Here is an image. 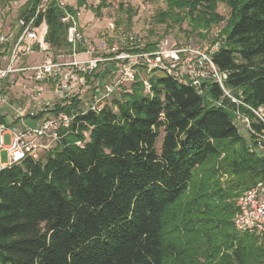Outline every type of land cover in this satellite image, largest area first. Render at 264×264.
Wrapping results in <instances>:
<instances>
[{
	"label": "trees",
	"instance_id": "trees-1",
	"mask_svg": "<svg viewBox=\"0 0 264 264\" xmlns=\"http://www.w3.org/2000/svg\"><path fill=\"white\" fill-rule=\"evenodd\" d=\"M40 2L28 0L23 15ZM165 5L155 22L187 23L186 34L205 37L200 30L225 22L212 54L229 72L224 85L205 79L200 93L153 70L149 90L136 73L99 109L76 95L56 105L72 117L59 140L39 159L0 170V264H264V235L240 234L233 223L236 198L264 182V0ZM107 6L100 0L90 9L102 15ZM63 12L52 0L36 18L46 20L53 48H71ZM239 114L250 119L247 137ZM11 116L0 107V124Z\"/></svg>",
	"mask_w": 264,
	"mask_h": 264
},
{
	"label": "built area",
	"instance_id": "built-area-1",
	"mask_svg": "<svg viewBox=\"0 0 264 264\" xmlns=\"http://www.w3.org/2000/svg\"><path fill=\"white\" fill-rule=\"evenodd\" d=\"M41 0L36 12L30 18L22 15L18 19V34L10 36L13 39L10 55L6 62L0 65V107L7 108L11 113V123L0 124V153L2 150L7 152V160L2 161L0 155V170L6 166H11L26 157L39 159L40 156L50 149L54 143L59 140V129L62 126H68L72 117L65 112H54L56 105L64 104L70 101L73 96L84 99L87 89V75L96 71L101 59L89 58L82 61L77 58V47L80 44L86 45L87 38L81 30L80 11L76 13L67 9L68 4L65 0H57L60 8L63 9L61 21L67 25V42L71 46L72 58L69 61H59L53 58H47L41 64L23 65L20 56H27L38 50H49L50 44L46 40L48 25L46 20L37 25L36 18L40 12L45 11L48 4ZM108 28L113 31L115 25L113 22L108 24ZM11 38L8 34L0 35V42L6 43ZM131 44L137 45L136 38L130 36ZM0 43V44H1ZM220 41L212 46L210 50H198L197 48L184 47L180 44L170 48L160 47L155 51L147 52L137 45V51L144 58L145 65L149 72L159 70L173 76L181 82L196 86L202 93V82L205 79H213L221 86L229 75L228 71H221L213 62L212 54L218 50ZM115 50L116 48H113ZM197 54V61L194 66L185 68L181 66L183 56L189 52ZM117 57L120 55L125 58L130 56L120 52L119 48L115 51ZM5 53V48L0 50V54ZM19 59V60H18ZM29 72V77L33 76L35 83L30 88L28 96L25 97V103L17 106L12 101L8 83L11 82L15 73ZM136 73L127 70L128 79L133 80ZM83 79V82H81ZM51 82L52 97L47 100L43 95L46 91L44 84ZM146 88L150 89L147 79H144ZM118 83H108L104 91H100L97 99L88 103L87 106L93 109H99L107 97H109ZM83 90V91H82ZM85 91V92H84ZM84 92V93H83ZM229 94V92H227ZM229 96H231L229 94ZM234 101L236 98L232 97ZM262 110V108H261ZM255 112L259 114L258 111ZM41 114V115H40ZM31 118L33 124L27 120ZM250 128V119L247 116L242 117ZM6 134H9L10 143L5 144ZM259 147L264 148L263 143L259 142ZM235 215L233 217L234 227L240 234L252 233L264 235V182H258L249 189L243 191L235 200Z\"/></svg>",
	"mask_w": 264,
	"mask_h": 264
},
{
	"label": "rangeland",
	"instance_id": "rangeland-1",
	"mask_svg": "<svg viewBox=\"0 0 264 264\" xmlns=\"http://www.w3.org/2000/svg\"><path fill=\"white\" fill-rule=\"evenodd\" d=\"M27 1L0 0V35L8 34V37L11 38L10 36L13 34L14 38L18 34V19L24 14ZM51 1L44 0L43 3L45 2L49 5ZM65 1L68 6L77 8V0ZM85 1L87 6H82L78 10L80 11L81 30L85 33L87 42L86 45L80 44L77 47V58L82 61L89 58H98L101 59V62L92 78H87L88 90L83 99L84 105L97 99L98 93L104 91L105 85L108 83H118L115 89L117 91L128 89L133 80L127 78V70L139 73L143 79H147L150 76L144 58L140 55L142 50L137 51V49H140L137 45L144 48L148 43L157 42V49L160 47L170 48L180 44L184 47L197 48L198 50H210L213 45L219 42L221 36L218 35L222 26L225 25V22H223L220 25L213 26L208 33L206 30H200L205 34V37H202L197 33L186 34L184 29L187 28V23H184L181 29L177 26L167 27V24L156 23L154 16L160 9L165 8V0H107L109 6L102 9V15H96L90 9V6L97 5L100 0ZM218 11L225 17L230 14L229 7L222 3L219 5ZM129 13H133L131 20L127 19ZM110 22L115 25V30L113 31L108 28ZM130 36L136 38L137 45L131 44ZM12 42V38L6 43L0 42V50L5 48V53L0 54V65L8 60ZM112 47L119 48L120 52L130 56L123 58L120 55V57H117L116 49L113 50ZM79 48L80 50L84 48L85 51H79ZM72 53L69 46L53 48L50 45L49 50L36 49L34 53L20 56L19 59H21L23 65H36L43 63L47 58L69 61L72 58ZM196 61L197 54L190 51L183 56L181 66L189 68L194 66ZM14 75L11 82L8 83L9 91L11 92L12 101L17 106H21L25 103V97L28 96L30 88L34 86L35 80L33 76H28L29 72H26V74L15 73ZM81 82H83V79ZM51 86V82L44 84L46 91H43V95L46 96L47 100L52 97ZM113 97L112 93L106 100L110 102ZM104 102V100L103 102L100 101L99 104ZM242 117L243 115L239 114L237 122L242 134L247 137V126L244 124ZM27 121L33 122L31 118ZM163 134L164 132L162 131L158 138V148L161 147ZM9 143L10 137L9 134H6L5 144L8 145ZM2 159L3 162L7 160V152H2Z\"/></svg>",
	"mask_w": 264,
	"mask_h": 264
},
{
	"label": "crops",
	"instance_id": "crops-1",
	"mask_svg": "<svg viewBox=\"0 0 264 264\" xmlns=\"http://www.w3.org/2000/svg\"><path fill=\"white\" fill-rule=\"evenodd\" d=\"M30 124H33L34 122H29ZM5 151V150H2L0 155H1V159H2V152ZM6 152V151H5ZM3 160V159H2Z\"/></svg>",
	"mask_w": 264,
	"mask_h": 264
}]
</instances>
